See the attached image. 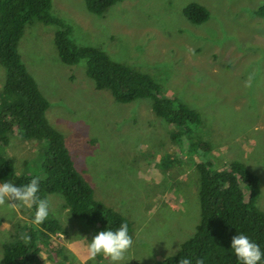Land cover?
<instances>
[{"label":"rangeland","instance_id":"obj_1","mask_svg":"<svg viewBox=\"0 0 264 264\" xmlns=\"http://www.w3.org/2000/svg\"><path fill=\"white\" fill-rule=\"evenodd\" d=\"M190 2L208 8L205 22L184 15ZM263 5L264 0H121L100 16L84 0H52V14L70 25L77 44L99 47L149 74L162 95L200 113L201 124L189 125L178 140L171 135L178 127L154 113L150 98L118 102L109 90L96 88L86 59L64 63L54 41L57 25L35 21L26 27L18 50L49 101V123L64 135L94 198L133 225L122 260L89 259L87 242L96 227L74 216L61 194H46L62 230L41 240L33 264H157L175 254L200 221L201 162L214 169L244 163L260 179L256 205L264 211V16L256 13ZM4 80L0 64V94ZM9 138L0 151H7L16 172L43 177L47 141L17 132ZM2 181L14 184L12 178ZM30 212L16 201L0 204V264L3 243Z\"/></svg>","mask_w":264,"mask_h":264},{"label":"trees","instance_id":"obj_2","mask_svg":"<svg viewBox=\"0 0 264 264\" xmlns=\"http://www.w3.org/2000/svg\"><path fill=\"white\" fill-rule=\"evenodd\" d=\"M84 1L91 13L102 16L107 8L121 0ZM51 6L52 0H0V64L5 70L0 94V145L8 146L9 134L13 132L27 138L45 139L48 143L41 163L43 177L18 174L4 150L0 151V180L12 178L14 185L19 186L39 177L38 198L59 193L71 213L95 226L96 232L127 223L131 236L132 222L94 198L93 189L77 168L64 135L49 123L46 116L49 101L18 50L26 27L35 21L57 25L54 41L64 63L76 64L86 59V74L93 79L96 88L109 90L118 102L150 98L154 113L178 127L171 134L174 140L180 138L179 134L190 132L189 125H200L202 117L186 103L162 95L160 85L149 74L111 59L99 47L77 44L72 39L70 25L53 15ZM183 13L195 24L205 22L210 16L208 8L197 2L187 4ZM256 13L264 16V5ZM202 147L209 145L203 143ZM197 169L200 221L196 231L181 243L175 254L157 264H181L185 259L189 264L198 261L200 264H240L229 249L236 232L249 236L264 253V211L256 205L260 194L259 177L237 160L217 169L209 162H201ZM35 207V204L31 206L28 220L19 224L10 240L3 243V264H33L40 254L41 240H49L51 235L61 232L60 222L50 211L41 224H33ZM258 264H264V256Z\"/></svg>","mask_w":264,"mask_h":264},{"label":"clouds","instance_id":"obj_3","mask_svg":"<svg viewBox=\"0 0 264 264\" xmlns=\"http://www.w3.org/2000/svg\"><path fill=\"white\" fill-rule=\"evenodd\" d=\"M38 189L39 177H33L28 183L19 186L2 181L0 204L6 201H16L29 207L35 204L32 223L39 225L49 216V210L47 201L37 197ZM24 239L26 240L27 236ZM131 245L132 238L127 223H120L115 229L105 227L103 230H98L90 242H87L88 258L94 259L97 255H103L113 262L120 261ZM229 249L240 264H258L264 256L260 246L242 232H236L231 238ZM181 264H189V261L185 259ZM197 264L200 262L198 261Z\"/></svg>","mask_w":264,"mask_h":264}]
</instances>
